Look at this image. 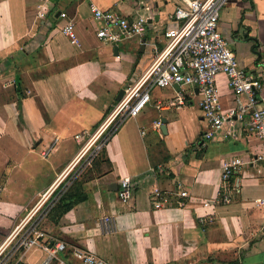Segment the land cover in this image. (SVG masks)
<instances>
[{"label": "crops", "instance_id": "1", "mask_svg": "<svg viewBox=\"0 0 264 264\" xmlns=\"http://www.w3.org/2000/svg\"><path fill=\"white\" fill-rule=\"evenodd\" d=\"M48 1L50 12L40 19L39 0H0V243L77 155L75 136L97 127L119 92L153 64L165 46L164 31L180 23L172 15L181 0ZM92 3L129 19L148 16L145 35L101 42ZM61 13L73 21L79 45L63 33L67 20ZM219 27L240 65L259 76L264 0H231ZM39 40L44 42L38 53L22 56L24 48H37ZM18 78L24 98L16 93ZM218 86L222 106L233 107L225 75L218 76ZM179 92L186 105L173 107ZM199 103L196 88L155 90L140 115L110 141L104 164L83 177L88 199L57 225L47 221L52 239L66 242L70 254L73 246L80 247L107 264H264V211L253 204L264 197V162H255L262 143L237 126L235 138L217 133L201 148L206 122ZM163 119L167 134L162 127L153 128ZM45 150L51 151L48 158L42 156ZM232 158L245 164L224 182L223 165ZM119 177L131 180V209L118 198L114 184ZM33 183L38 186L32 192ZM156 188L169 199L160 209L154 206ZM182 192L188 197H180ZM226 195L228 204L222 202ZM47 255L41 249L30 251L17 263L40 264Z\"/></svg>", "mask_w": 264, "mask_h": 264}, {"label": "built area", "instance_id": "2", "mask_svg": "<svg viewBox=\"0 0 264 264\" xmlns=\"http://www.w3.org/2000/svg\"><path fill=\"white\" fill-rule=\"evenodd\" d=\"M230 1L181 0L172 15L180 23L164 31V48L138 81L124 89L122 98L98 127L75 136L80 145L77 155L0 243V264H18L20 257L38 249L48 253L40 264H75L74 261L79 264H107L98 255L80 247H72L70 259H65L68 245L53 240L44 227L59 201L93 168L119 130L147 107L152 93L157 89L179 85L181 88L198 90L199 109L206 122V129L200 138L201 148H206L217 133L225 132L226 136L235 138L237 126H240L257 137L264 149V65H261L260 75L255 76L240 65L236 54L229 48V42L220 30L219 20L222 10ZM90 10L94 20L100 24L97 38L103 43L116 44L134 36L142 37L147 31L149 17L146 15L129 19L118 12L101 9L95 3L90 5ZM49 12V1L39 0L38 18L46 19ZM60 17L67 20L63 33L73 45H79L73 21L68 20L66 13H61ZM222 74L227 77L234 95L235 105L227 109L222 106L218 86V76ZM170 105L178 108L185 106L184 92H179ZM162 125L159 120L153 124V128L160 129ZM50 153V150L44 151L42 156L47 158ZM258 161L264 162V150L256 156L255 162ZM244 164L241 158L225 162L222 173L224 182L240 171ZM116 185L121 204L131 209L133 186L130 178L119 177ZM153 196L156 209L169 202L167 195L159 188L154 190ZM180 197L187 198V192L180 193ZM222 202L228 204L230 198L226 195ZM253 204L264 211V197L254 200ZM180 206L183 207L184 203Z\"/></svg>", "mask_w": 264, "mask_h": 264}, {"label": "trees", "instance_id": "3", "mask_svg": "<svg viewBox=\"0 0 264 264\" xmlns=\"http://www.w3.org/2000/svg\"><path fill=\"white\" fill-rule=\"evenodd\" d=\"M44 40H39L38 41V47L34 48L33 46H30V49L24 48L22 53V56H28L30 54L33 53H38L43 45ZM27 46V43L26 45ZM15 60L14 57L9 58L8 60L5 61L4 63V68H7L8 65L10 63H12ZM19 71V69H18ZM20 78L16 79V81L18 82L16 85V93L20 98H24V95L22 93V89H21V80H19ZM20 82V84H19ZM18 110H19V121L21 123H23L24 118H23V107H22V102L18 101ZM111 110V109H110ZM109 113V112H108ZM107 113V114H108ZM102 122V121H101ZM100 122V123H101ZM99 123V124H100ZM98 124V125H99ZM97 125V127H98ZM106 151L102 153V155L95 161L94 166H101L104 164V160L106 159ZM107 162H109L107 160ZM95 168V167H94ZM109 170H112V164L111 162H109ZM103 171L99 172V176L103 175ZM85 176V175H84ZM83 179V178H82ZM79 180L69 191L68 193L59 201V203L56 205V207L53 209V211L51 212L48 221L52 219V221L54 222V224H58L60 219L67 214L68 212H70L73 208H75L77 205H79L80 203L85 202L88 199V195L85 193V191L83 190L82 184H83V180ZM76 247V246H73ZM65 259H70V253L68 252L65 256ZM232 264H241L239 261L234 262Z\"/></svg>", "mask_w": 264, "mask_h": 264}, {"label": "rangeland", "instance_id": "4", "mask_svg": "<svg viewBox=\"0 0 264 264\" xmlns=\"http://www.w3.org/2000/svg\"><path fill=\"white\" fill-rule=\"evenodd\" d=\"M229 48L231 49L232 52H234V51H233V48H232L230 45H229ZM258 52L261 53V54H263V53H264V46H262V47L259 49ZM234 53H235V52H234ZM235 54H236V53H235ZM127 87H128V86H127ZM127 87H125V89H126ZM45 151H46V150H45ZM49 156H50V155H49ZM49 156H48V157H49ZM48 157H47V158H48ZM90 170H91V169H90ZM88 172H89V171H88ZM88 172H87V173H88ZM87 173H86V174H87ZM86 174H85V175H86ZM83 177H84V176H83ZM30 185H31V190H32V192H33L34 189L38 186V183H36V184L33 183V184H30ZM25 189H27V190H25V191H28V188H25ZM16 190H19V189H15L14 191H16ZM8 194H9V193H8ZM9 196H10V195H9ZM20 197H21V196L18 195V199H20ZM44 229H45V231H47V230H46V224H45ZM46 233H48V232H46ZM48 235L51 236L49 233H48ZM75 264H79V263L75 262Z\"/></svg>", "mask_w": 264, "mask_h": 264}, {"label": "water", "instance_id": "5", "mask_svg": "<svg viewBox=\"0 0 264 264\" xmlns=\"http://www.w3.org/2000/svg\"><path fill=\"white\" fill-rule=\"evenodd\" d=\"M175 86H176L179 90L181 89L179 85H175ZM123 94H124V89H122V90L119 92V94H118L116 100L119 101V100L122 98ZM162 123H163L162 128H161V129H162V132H163L164 134H167V128H166L167 121H166L165 119H163V120H162ZM114 187H116V189L118 190L116 184H114Z\"/></svg>", "mask_w": 264, "mask_h": 264}]
</instances>
